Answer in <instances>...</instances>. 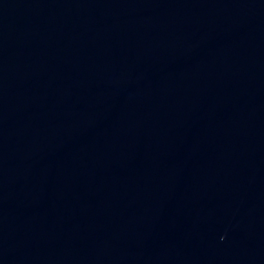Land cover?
<instances>
[{"label":"water","instance_id":"1","mask_svg":"<svg viewBox=\"0 0 264 264\" xmlns=\"http://www.w3.org/2000/svg\"><path fill=\"white\" fill-rule=\"evenodd\" d=\"M0 264H264V0H0Z\"/></svg>","mask_w":264,"mask_h":264}]
</instances>
